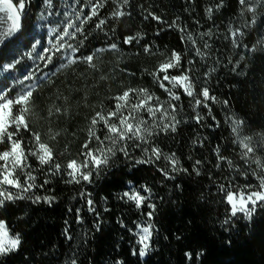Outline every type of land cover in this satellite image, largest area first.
<instances>
[{"label": "trees", "instance_id": "trees-1", "mask_svg": "<svg viewBox=\"0 0 264 264\" xmlns=\"http://www.w3.org/2000/svg\"><path fill=\"white\" fill-rule=\"evenodd\" d=\"M96 2L28 0L21 33L0 51V96L15 99L32 91L23 106L29 130L21 128L14 139H22L27 151L35 147L32 133H38L53 155L48 164L29 155L30 167L15 170L21 185L26 173L35 177L30 191L2 186L13 199L0 205V220L7 239L18 236L20 243L0 254V264H264V205L255 206L251 219L243 213L233 217L225 199V191L261 190L264 178V0L246 5L239 0H129L120 17L112 13L123 0H104L98 14L85 21ZM100 20L105 23L98 28ZM173 22L183 31L170 28ZM69 23L82 29L74 38L64 36L73 31ZM237 29L244 33L236 40L239 47L231 35ZM129 36L137 39L127 44ZM173 52L181 59L168 75L187 74L193 97L165 82L180 97L172 100L150 74ZM88 55H93L91 64L84 62ZM205 87L216 99L197 106ZM128 89L136 92L122 106L124 115L142 98L141 90L153 96V106L159 97L168 114L152 117L141 110L135 115L149 130L145 138L113 145L103 122L93 127L91 120L96 112L115 111L114 98ZM20 108L13 105V114ZM235 120L243 121L238 134L231 131ZM246 136L255 151L243 157L239 141ZM6 146L5 137L0 152ZM153 147L160 150L159 159L152 156ZM101 148L107 165L81 169L92 171V182H69L66 164L72 159L82 164L88 149ZM173 154L180 171H172L167 159ZM55 163L61 165L59 173L53 172ZM130 190L148 197L141 207L121 198ZM20 194L23 199L16 198ZM45 196L54 198L52 203ZM88 199L95 211L89 210ZM148 223L152 235L141 256L139 235Z\"/></svg>", "mask_w": 264, "mask_h": 264}, {"label": "snow or ice", "instance_id": "snow-or-ice-1", "mask_svg": "<svg viewBox=\"0 0 264 264\" xmlns=\"http://www.w3.org/2000/svg\"><path fill=\"white\" fill-rule=\"evenodd\" d=\"M0 2L4 3L6 7H0V13L7 12V19L12 20L14 24L13 29H9L5 35H11L14 30H18L20 25L19 21L24 16V10L26 8V5L28 3V0H16V3L13 4L12 0H0ZM104 0H97L95 4L90 9V15L85 17V21L88 19H91L92 16H95L98 14V11L101 7H103ZM129 3V0H123V4H121L115 11H113L112 15L114 17H120L125 15V13L121 10L124 5H127ZM239 3L241 5H246L247 0H239ZM248 11H255L254 8H248ZM209 12H211V9H209ZM152 15V18L154 20H157L161 23V18L159 16H156L154 14ZM84 21H82L83 23ZM105 21L100 20L99 23L96 25L98 28H100L102 25H104ZM253 23L255 21L253 20ZM170 28L176 27L180 31H183L182 28L175 22H173L172 25H169ZM68 29H72L73 31H65L64 36L69 37H75L76 33H79L82 31V29L79 26H76L74 23H69L67 25ZM211 33H202L201 35H210ZM233 38V43L235 46L239 47V45L236 43V40L238 37H242L244 35L243 31L237 29L231 33ZM137 37L135 36H129L125 38V43L131 44L134 40H136ZM189 40H192V37H188ZM193 44H195V41H192ZM69 48L72 49V51H77L78 49L73 48L72 45H68ZM112 49H116L117 45L115 43L111 44L110 46ZM204 47H208L207 44L204 45ZM145 52H150L149 47H145ZM100 51H103L101 49ZM197 55H203L199 50H197ZM85 63L91 64L93 61V55H88L83 58ZM181 57L179 53L173 52L172 56L169 60L159 64L157 70L153 73H150L159 83L160 87L163 88L166 92H168L169 97L172 100H179L180 97L176 95L171 88L167 87L165 82H168L171 84L172 88L182 87L184 92L187 96L193 97V87L189 80V77L187 74H182L179 76H169L168 71L169 69H172L174 67H177L179 64ZM74 61H69V63H72ZM163 74V75H161ZM136 90L134 89H128L123 91V93L119 96H116L115 102H116V110L110 111L107 113V115L103 114L102 112H96L95 116L91 120V124L94 127L97 125L98 122H103V124L107 127L109 135L105 137L106 139L111 140L112 144L115 145L117 143L124 144L128 140L132 139H140L143 140L145 138L144 134H147L149 130L147 128H143L142 125L145 124V121L142 119L137 120L136 113L140 112L141 110L146 111L149 113L152 117H155L157 112H161L162 115L167 116V111L163 110V105L159 104V97H156L157 105L153 106L151 104V101L153 100V96L148 94L146 90H141V96L142 98L137 100L135 103H132L130 106V111L128 115H124L121 112L122 106L128 105L129 96L130 94H135ZM32 96L31 89L25 91L20 96L16 97L15 99H9L4 96H0V143L4 142V138H7V146L6 150L0 152V161L3 163H0V205H3L5 200H11L13 199V194L11 192H6V190L2 187L3 185H10L17 189H22L23 192L30 191L32 188L35 187L34 180L35 177L31 175L30 172L26 173L25 183L24 185H21L19 182V178L15 176V170L17 168L21 169L22 171L28 167H30L27 163V157L29 155L36 156L41 164H48L53 161V155L52 150L48 147L47 144L40 142V135L38 133H32V142L34 144L33 148H28L27 151L25 150L26 146L24 144V141L22 139H14V136H17L20 129L23 128L26 131L29 130V125L25 120V111L26 109L23 107L29 97ZM200 97L195 99V104L197 106L201 105L202 103L207 106V102L209 99L215 100V96H210L209 89L208 88H202L200 92ZM13 105H20L21 108L19 109L18 114H13L12 106ZM169 106L172 108L173 111H175L176 106L171 104L169 101ZM59 111V109H57ZM115 118L118 123H109V120ZM174 119V117H173ZM197 120H199V117H196ZM243 124V121L241 120H235L233 121V127L231 131L233 133H237L239 131L240 126ZM14 127L13 131H9V128ZM168 126H165V130H167ZM172 131H175V125H171ZM90 136L94 135L93 132L90 131ZM97 141H100L99 137H96ZM100 143H103V141H100ZM240 145L243 148V157H248L249 154L254 153L255 149L252 146V138L251 137H244L239 141ZM85 148H87V144L84 145ZM120 151L124 152L125 155H128L127 148L121 147ZM217 152H219V148L216 149ZM108 153H113L112 148L107 149ZM84 161L82 164L77 163L75 159L70 160L66 164V170H68V175L72 178L69 182L75 181L76 183H79L80 180L87 181L89 183L92 182V171H81V169H94V170H100L102 166L107 165L108 163V155L104 151V149H97L96 151H93L92 149H88L84 154ZM152 156L156 159H159L160 157V150L156 147L152 148ZM167 159L169 160L172 171H180L177 167L178 161L174 158V154L171 156H168ZM138 163H142L145 161H137ZM201 163L200 161H196V164ZM257 163H259L257 161ZM61 169V165L59 163L54 164L53 172L59 173ZM163 171V170H162ZM183 171H187V169H183ZM77 174H79V179H77ZM197 174H199L197 172ZM164 175L168 178H172L169 176L167 172H164ZM47 183V181H45ZM42 187V185H41ZM260 189L259 191H251L245 193L244 191L240 192H233V191H225V199L226 202L230 205V213L234 217L237 215V213H243L247 218L251 219L253 212L255 211V206L260 203L264 205V178H261L260 182ZM145 192H147L150 195V190L145 188ZM16 198L23 199V195L20 194ZM122 199L127 198L131 201H134L136 204V207L139 208L142 206V204L145 202V200L148 198L145 195H141L138 191H128L124 192ZM54 198L45 196L43 197V200L47 203H52V200ZM41 200L40 196H36L34 202H39ZM87 203L89 205L90 211H95L93 207V201L91 199L87 200ZM251 204L252 207L249 208L248 205ZM150 208L155 209L154 204L149 205ZM149 220H151L152 212L148 213ZM152 224L148 223L146 226H143L141 228V234L139 235V243L143 245V247L140 249V255L144 256L146 254L147 249L149 248L148 241L151 238L152 235ZM97 230H99V225H97ZM20 243L19 237L17 236L15 239H7V231L5 222L3 220H0V254H3L7 251H10L12 249H15ZM135 254V253H133Z\"/></svg>", "mask_w": 264, "mask_h": 264}, {"label": "water", "instance_id": "water-1", "mask_svg": "<svg viewBox=\"0 0 264 264\" xmlns=\"http://www.w3.org/2000/svg\"><path fill=\"white\" fill-rule=\"evenodd\" d=\"M12 3L15 4V2L12 0ZM0 7H6V5L2 2H0ZM8 13H0V51L3 49L4 45L10 42L12 39L17 37L19 33H21L23 26H24V18H25V13L24 16L21 18L19 21V29L14 30L11 35H5L9 31V29L14 28V24L12 20L7 19Z\"/></svg>", "mask_w": 264, "mask_h": 264}, {"label": "rangeland", "instance_id": "rangeland-1", "mask_svg": "<svg viewBox=\"0 0 264 264\" xmlns=\"http://www.w3.org/2000/svg\"><path fill=\"white\" fill-rule=\"evenodd\" d=\"M251 204L248 205V207H250Z\"/></svg>", "mask_w": 264, "mask_h": 264}]
</instances>
